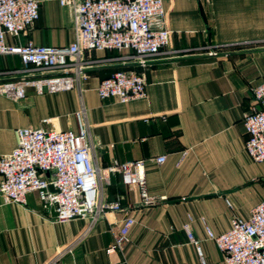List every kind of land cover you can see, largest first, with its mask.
Returning <instances> with one entry per match:
<instances>
[{
	"label": "crops",
	"instance_id": "0c3cea01",
	"mask_svg": "<svg viewBox=\"0 0 264 264\" xmlns=\"http://www.w3.org/2000/svg\"><path fill=\"white\" fill-rule=\"evenodd\" d=\"M38 2L28 32L7 36V43L69 44L68 9L58 0ZM163 8L171 40L150 65L116 59L123 52L90 51L85 58L98 61L87 66L81 96L77 89L38 94L33 87L20 100L0 95V154L15 147L17 128L76 130L83 106L97 163L143 159L145 190L154 200L144 203L138 188L111 173L103 195L121 208L90 227L89 218L55 221L34 191L26 204L0 194V264H225L199 219L219 234L264 199V161L247 154L243 124L252 89L264 80V0H163ZM20 67L17 55H0V78ZM120 68L144 73L145 97H98L99 81ZM128 216L134 224L127 242L108 254Z\"/></svg>",
	"mask_w": 264,
	"mask_h": 264
},
{
	"label": "built area",
	"instance_id": "2783aa9c",
	"mask_svg": "<svg viewBox=\"0 0 264 264\" xmlns=\"http://www.w3.org/2000/svg\"><path fill=\"white\" fill-rule=\"evenodd\" d=\"M58 1L68 9L73 23L74 38L65 46L35 45L31 41L7 43V36L19 38L28 32L39 16V2L0 0V55H17L21 62L20 68L10 71L12 77L0 78L1 96L20 100L28 87L38 94L77 89L81 96L82 82L88 77L87 66L98 61L85 58L86 52H123L116 59L143 68L170 44L163 0ZM145 84L142 71L120 68L101 79L95 90L101 100L125 103L145 97ZM252 96L254 104L243 116L248 134L244 148L252 160L262 162L264 80L253 87ZM76 118V130L16 129L15 147L0 154V194L4 201L26 204L27 194L34 191L42 210L55 221L89 218L91 227L106 213L121 208L119 200H105L102 189L110 174L118 173L124 185L138 188L144 203L152 202L154 198L148 196L144 185V160L114 161L101 167L95 159L96 144L83 106ZM164 160V155L155 158L157 163ZM199 222L206 237L222 253L225 264H264V199L250 210L247 218L232 217L229 228L222 233H214L203 217ZM133 224L132 217L123 219L117 236L106 248L108 254L127 242ZM184 229L197 245L189 223L184 224Z\"/></svg>",
	"mask_w": 264,
	"mask_h": 264
},
{
	"label": "rangeland",
	"instance_id": "374dc122",
	"mask_svg": "<svg viewBox=\"0 0 264 264\" xmlns=\"http://www.w3.org/2000/svg\"><path fill=\"white\" fill-rule=\"evenodd\" d=\"M105 187H106V184H105V182H104V185L102 186V189H103V188L105 189Z\"/></svg>",
	"mask_w": 264,
	"mask_h": 264
}]
</instances>
